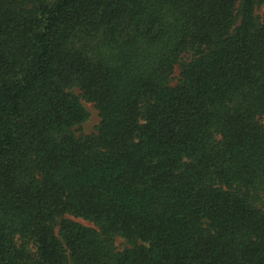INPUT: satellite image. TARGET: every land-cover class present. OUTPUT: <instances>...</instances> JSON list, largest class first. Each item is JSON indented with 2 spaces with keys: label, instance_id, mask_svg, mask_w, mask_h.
Wrapping results in <instances>:
<instances>
[{
  "label": "trees",
  "instance_id": "1",
  "mask_svg": "<svg viewBox=\"0 0 264 264\" xmlns=\"http://www.w3.org/2000/svg\"><path fill=\"white\" fill-rule=\"evenodd\" d=\"M262 119L264 0H0V264H264Z\"/></svg>",
  "mask_w": 264,
  "mask_h": 264
},
{
  "label": "rangeland",
  "instance_id": "2",
  "mask_svg": "<svg viewBox=\"0 0 264 264\" xmlns=\"http://www.w3.org/2000/svg\"><path fill=\"white\" fill-rule=\"evenodd\" d=\"M178 73L179 72L177 71L176 75H178ZM74 91L76 93L80 92L79 89H74ZM83 103L89 113V117L85 122L74 128L75 133L78 136L93 134L96 131V128L100 122L99 112L96 109L95 105L93 103H89L85 101ZM262 122L264 124V119H262ZM77 220L83 224L90 225V223L86 220L83 219H77ZM115 243L118 249H123L127 245L126 240L122 237H117Z\"/></svg>",
  "mask_w": 264,
  "mask_h": 264
}]
</instances>
